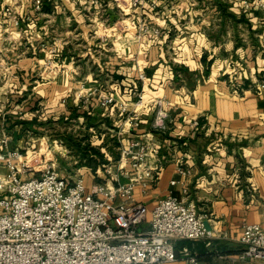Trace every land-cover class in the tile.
<instances>
[{
  "label": "crops",
  "instance_id": "obj_1",
  "mask_svg": "<svg viewBox=\"0 0 264 264\" xmlns=\"http://www.w3.org/2000/svg\"><path fill=\"white\" fill-rule=\"evenodd\" d=\"M3 1L12 15L7 22L0 10V46L59 47L62 29L60 44L67 48L71 30L82 31V37L91 29L102 31L94 42L84 38L85 50L76 55L94 64L90 74L101 75L68 100L63 117L101 132L98 162L119 157L108 148V133L117 145L143 134L159 144L153 180L133 195L147 209L142 230L157 200L171 194L207 214L213 234L209 246L180 241L177 250L187 247L202 264H248L237 260L242 227L258 224L264 231V89L257 88L264 74V0H244L247 8L241 0H151L157 10L145 13L149 26L161 31L158 36L116 31L120 15L111 1L88 11L83 0H43L38 12L31 0ZM45 54L48 61H61ZM40 56L31 65L43 61ZM64 60L74 62L71 55ZM103 79L109 87L97 81ZM104 96L113 103L102 106ZM194 121L200 124L195 132Z\"/></svg>",
  "mask_w": 264,
  "mask_h": 264
},
{
  "label": "built area",
  "instance_id": "obj_2",
  "mask_svg": "<svg viewBox=\"0 0 264 264\" xmlns=\"http://www.w3.org/2000/svg\"><path fill=\"white\" fill-rule=\"evenodd\" d=\"M31 1L35 12L44 5L43 0ZM109 1L121 17L113 25L116 31L126 34L131 28L137 35L161 34L147 22L146 10H157L151 0H83L88 11L102 9ZM4 12L12 15L10 8ZM144 79L139 76V80ZM257 88L264 89V74ZM135 96L139 107L141 95ZM99 100L102 106L114 101L111 96ZM199 127L198 121L190 125L193 132ZM117 150L118 173L112 175L111 168L101 163L94 173L101 183L90 190L83 180L68 181L54 164L23 179L21 175L29 167L18 164L20 155H3L8 174L0 180V264H202L188 248L176 247L180 241H206L209 246L213 238L208 215L198 213L192 203L171 194L159 198L147 229L141 228L147 209L134 200V190L145 191L153 180L159 144L152 135L143 134L126 145L119 144ZM104 160L112 162L108 157ZM122 178L127 181L120 182ZM240 244L238 261L264 264V231L260 225H244Z\"/></svg>",
  "mask_w": 264,
  "mask_h": 264
},
{
  "label": "rangeland",
  "instance_id": "obj_3",
  "mask_svg": "<svg viewBox=\"0 0 264 264\" xmlns=\"http://www.w3.org/2000/svg\"><path fill=\"white\" fill-rule=\"evenodd\" d=\"M241 1L245 3L244 0ZM7 8L10 7L0 0V10L2 9L3 14ZM243 8H247L246 3L243 4ZM10 17L5 15L4 20L10 22ZM60 23L58 22L59 26H61ZM95 33L102 35L101 30L91 29V32H87L85 37H82V31L71 30L70 37L73 41L67 48L61 47L60 44L65 38L62 29L56 36V39L61 40L59 47L38 46V48L35 44L25 45L26 43L21 46L17 44L10 46L7 42L1 44L0 180L8 174L6 163L1 157L12 152L20 155L19 165L21 164L19 162H22L29 167V170L26 169L21 175L23 179L34 177L38 174L37 171L54 164V167L64 174L68 181L83 180L90 190L101 183L94 173L102 164L111 168L112 175L118 173L119 157L115 159V156L109 155L111 164L107 161L98 162L93 158L96 153H100L99 149L103 148L102 144L99 145L101 132L94 127H89V123L80 124L77 120L69 121L63 117L65 110L63 111L62 108H65L63 106L68 100H73L86 86L89 88L88 84L95 81V76L101 75L90 74L95 69L94 64L92 66L82 57L76 56L81 55L80 53L85 50L84 38L88 40L93 37L90 39L94 42ZM27 38L30 39L31 36L28 34ZM40 50L48 52L51 58L55 56L61 61H48L46 57L48 55L45 52H39ZM39 54L40 59L44 58V60L31 65V58ZM70 55L73 56L74 62L66 63L64 58ZM87 56L89 58V55ZM70 70H74L75 73ZM97 81L100 83L102 81L104 87L110 86L106 79ZM108 134L110 135L108 148L117 152L119 145L113 142L114 137H111L113 133ZM126 172L130 174L128 167ZM105 177H107L106 174Z\"/></svg>",
  "mask_w": 264,
  "mask_h": 264
},
{
  "label": "trees",
  "instance_id": "obj_4",
  "mask_svg": "<svg viewBox=\"0 0 264 264\" xmlns=\"http://www.w3.org/2000/svg\"><path fill=\"white\" fill-rule=\"evenodd\" d=\"M89 155H91L92 153H88ZM95 156H99V154L98 153H96L94 156H93V158L95 157ZM100 160H101V158H100ZM176 247H177V245H176ZM187 248V247H186ZM190 250V249H189ZM192 252V251H191ZM198 259V258H197Z\"/></svg>",
  "mask_w": 264,
  "mask_h": 264
}]
</instances>
